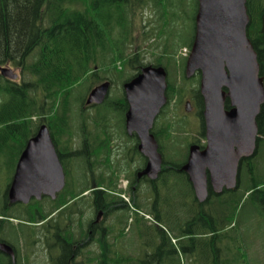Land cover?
I'll use <instances>...</instances> for the list:
<instances>
[{
  "label": "trees",
  "instance_id": "trees-1",
  "mask_svg": "<svg viewBox=\"0 0 264 264\" xmlns=\"http://www.w3.org/2000/svg\"><path fill=\"white\" fill-rule=\"evenodd\" d=\"M196 6V0H0V68L13 67L20 74L16 80L0 74V153L11 155L8 164H13L12 170L41 118L47 121L48 126L58 119L61 126L58 121L55 125L62 131L66 130L63 125L70 119L72 107L79 97L84 100L92 85L107 80L106 77L116 82L123 75L128 80L147 64L163 66L168 72L166 93L169 102L152 129L160 151L165 153V165H168L172 158L167 159L170 151L167 152L166 143L175 141L182 144L185 138L179 133L182 129L187 131L186 123L181 124L175 118V109L181 106L185 96L190 95L201 115L202 100L196 87L197 78H184V58L178 56L181 48H190L193 37V27L190 37L187 34L189 23L183 13L194 7L193 21ZM246 8L249 16L247 35L257 55L259 75L263 76L261 18L264 0H246ZM145 11L149 17L141 20ZM138 16L146 24L140 29L136 24ZM148 26L149 29L146 28ZM139 39L142 42L137 41ZM149 41L151 54L146 58L144 54L147 51L143 46ZM117 64L121 67L118 68ZM110 72L112 75L106 76ZM186 84L190 86L187 88ZM173 100L176 102L171 108ZM119 104L113 114L121 116L127 107L124 99H120ZM99 110L97 117H108L103 116L104 113L99 114ZM256 121L261 138L257 139L258 147L253 157L264 141V103ZM172 163L179 166L177 161ZM256 170L251 161L248 171L253 174ZM262 185L264 181H256L248 192L263 194ZM232 193H224L228 198L222 202L226 205L222 212L221 207L216 213L212 212L211 217L220 224L217 229L221 230L220 234L232 222L228 212ZM221 197H210L207 204L211 205ZM220 215L224 220L218 222ZM211 221L213 223V219ZM205 229H210V237L214 239L216 230L213 226ZM221 237L223 239L225 235ZM177 239L178 235L176 245L170 241L176 251L171 261L180 251ZM229 258L223 264H234Z\"/></svg>",
  "mask_w": 264,
  "mask_h": 264
},
{
  "label": "flooded vegetation",
  "instance_id": "flooded-vegetation-1",
  "mask_svg": "<svg viewBox=\"0 0 264 264\" xmlns=\"http://www.w3.org/2000/svg\"><path fill=\"white\" fill-rule=\"evenodd\" d=\"M106 79L111 87L113 83L116 85L113 80ZM120 88L118 93L114 92L107 102L101 104H87V95L84 100L79 97L71 111V117L76 115L78 120L75 117L66 120L64 131L59 128L60 120L51 121L48 129L62 167L63 187L53 197L42 193L39 199L31 197L27 203L8 204L7 193L4 194L7 198L0 201V264H146L142 255L146 259L152 258L165 249L167 252L171 249V252L161 264L171 263L176 252L169 238V234L173 233L161 228L159 221L170 220L172 215L167 209L159 208L158 201L172 199L175 195L182 201L184 209L190 190L193 200H196L194 192L188 175L181 170L184 162L174 166L169 161L165 165L163 153L161 170L155 178L143 172L148 159L139 151L138 135L126 130V110L121 115V126L113 117L114 121L96 116L98 109L104 108L107 113H113L120 105L119 100L125 101L123 89ZM57 121L59 127L55 125ZM64 132L67 139L63 145L58 139ZM193 138L191 141L188 139L190 145L197 144L201 149L205 146L204 131L199 136L193 134ZM251 158L240 161L237 186L240 184L242 166L249 168ZM74 160L79 162L78 169L74 168ZM181 186H187V192ZM117 189L125 191L126 200L117 195ZM234 190L223 189L217 194L207 177L208 198L203 203H196L201 207L206 206L210 197L218 198ZM218 205L219 201L215 199L210 205L211 209L208 207L209 211L198 213L205 212L212 216ZM187 212L188 209L184 214ZM127 214L155 224V235L149 237L147 249L144 252L138 249L141 252L133 256L127 255L132 250L124 246ZM143 214L149 215L150 220ZM189 222L190 219L176 228L178 248H189L188 238L182 239L179 233L183 227L189 226Z\"/></svg>",
  "mask_w": 264,
  "mask_h": 264
},
{
  "label": "water",
  "instance_id": "water-1",
  "mask_svg": "<svg viewBox=\"0 0 264 264\" xmlns=\"http://www.w3.org/2000/svg\"><path fill=\"white\" fill-rule=\"evenodd\" d=\"M248 24L246 0H197L184 75L189 78L200 73L207 142L202 150L197 145L189 147L181 170L188 175L199 202L207 198V177L215 192L235 188L240 161L250 158L256 148L264 76L259 75L257 55L247 36ZM261 30L264 39V15ZM0 74L12 80L17 77L6 67L0 68ZM166 76L163 67L147 66L123 85L128 104L126 130L138 135L139 151L148 159L143 172L153 178L160 171L161 155L150 130L167 102ZM108 88L109 82H104L92 89L86 103H102ZM226 100L229 109H225ZM190 109L186 102L185 110ZM63 183L62 167L49 132L42 125L18 159L8 190L9 202L27 203L31 197L39 199L42 193L53 197Z\"/></svg>",
  "mask_w": 264,
  "mask_h": 264
},
{
  "label": "rangeland",
  "instance_id": "rangeland-1",
  "mask_svg": "<svg viewBox=\"0 0 264 264\" xmlns=\"http://www.w3.org/2000/svg\"><path fill=\"white\" fill-rule=\"evenodd\" d=\"M192 4L194 5V2H192ZM193 13L194 7H191L190 10H185V13H183L185 21L189 23V27L186 26V31L189 37L192 32V23H194V18L192 21ZM148 14L149 13L145 11L143 17H141V20H146L147 16L149 17ZM137 20L136 24L138 29H140L141 25H146L144 24L145 22L140 21L139 16ZM146 28L149 29V26ZM137 41L142 42L140 39ZM150 42L151 41L145 43L143 46L147 51L144 54L147 56L146 58H149V54H151V48H148ZM182 52L183 51H181V56ZM179 54L180 51L178 52V55ZM120 67L121 66L118 65V68ZM10 68L14 73L20 76L18 69L13 67ZM109 75L111 76L112 72L106 74V76L110 77ZM126 79L127 78L122 75V78L119 80L120 82L116 81V83H121ZM130 79L128 81H130ZM113 85L116 87L115 83H113ZM188 86L190 85L186 84L187 88ZM109 96L111 97V92ZM187 99L189 100L188 95L184 98V101ZM72 109H74V106ZM101 109L104 111L99 110V114L104 113L105 116H108V120L114 121L112 119L113 117L116 119L115 121L117 122V125L121 126L123 122V118L121 116L113 114L112 112L107 113L104 108ZM175 110L176 111L174 112V115L176 119L184 118L186 120L185 123L187 126L191 125L189 131L199 132L201 130L200 115L197 112L198 110L196 107L192 108L190 110L191 112L188 114H186L184 111V104H182L180 107H177ZM75 120H78V118ZM66 135L67 134L64 132L58 139V141L63 145L67 139ZM167 144H169V142H167ZM170 148L169 150L173 152L172 156H175L172 158L173 160L181 162L185 158L186 142L179 149L178 144L175 141H172ZM176 148L179 150L174 151ZM10 156L11 155L6 152L0 153V198L6 191L12 173L13 164L11 162L8 164V158ZM167 157L169 158L168 154ZM251 161L256 165L257 170L251 174L245 165L242 166L240 171V184L229 197L232 199V201L228 212L232 217V222L231 225L227 226L221 234V230L217 231V229L220 227V224L218 225V223L215 222V218L211 217L205 212L198 213L199 211H209L208 207L211 209V206H199L193 200L191 190L188 203L184 209H182V201L175 195L172 199H159V208L163 207L167 209L172 215L170 220L162 219L159 221L161 228L167 229L173 233L172 235L176 236V228L178 226H182L186 220L190 219L189 226L183 227L184 229L179 232L182 236V239L188 238L187 246L190 248V251L189 248L179 247L178 250L180 251H177V254L174 256V260L171 261L170 264H214L215 261L216 264H223L225 262L224 260L228 257H230L229 259H231L234 264H264V193L262 194L258 192L251 194L252 191L248 192V190L252 188V185L256 181H264V141L259 148L258 154L251 158ZM251 161L249 165H251ZM73 165L75 169H78V160H74ZM75 175L78 176L77 173H75ZM76 180L79 179L76 177ZM181 188L185 189L187 192V186H181ZM261 188L264 191V185H262ZM227 198L228 197L224 195L218 199V201L221 202L216 207V211L217 209H220V207L222 209L220 212L226 208V205H223L222 202H224V200ZM166 203L167 205H165ZM186 209H188V212L185 215L184 213ZM220 216L218 217V222L224 220V216ZM129 217H131L130 220ZM211 219H213V223ZM125 223L126 231L124 246L132 250L131 252H127V255L133 256L137 253H140L141 251L144 252L147 249V244L150 242L149 237L155 235V224L152 225L142 218H137L136 216L132 217L128 214L126 215ZM211 225L216 230L215 236L213 235L214 239H211L210 237L212 234L210 233V229H205ZM221 235H225V237L222 239ZM165 242L166 240L163 241L164 244ZM134 248L135 251L133 250ZM182 248L185 249V251H182ZM193 248L196 249L193 250ZM199 249H202V251H199ZM168 252H171V249H168ZM168 252L165 249L162 252H158L152 258L148 257V259H146L144 255L141 257L143 260H146V264H161L167 260ZM214 259L215 261L213 262Z\"/></svg>",
  "mask_w": 264,
  "mask_h": 264
},
{
  "label": "bare ground",
  "instance_id": "bare-ground-1",
  "mask_svg": "<svg viewBox=\"0 0 264 264\" xmlns=\"http://www.w3.org/2000/svg\"><path fill=\"white\" fill-rule=\"evenodd\" d=\"M30 33V32H29ZM30 36V35H29ZM11 81V80H10ZM14 82V81H13ZM13 123V122H12ZM48 124V123H47ZM50 125V124H49ZM50 129V128H49ZM50 131V130H49ZM30 137H32V136H30ZM52 139V138H51ZM57 141V140H56ZM22 151V150H21ZM213 191V190H212ZM7 193V192H6ZM218 194V193H217ZM5 198H7V196L5 197ZM7 201H9V200H7ZM5 204V203H4ZM8 204H10V203H8ZM17 204V203H16ZM18 205H20V203L18 204ZM8 206V205H7ZM14 206V205H13ZM136 212H137V210H136ZM6 215V214H5ZM8 219V218H7ZM3 220H5V219H3ZM9 221V220H8ZM1 246V245H0ZM9 246V245H8ZM11 248V247H10ZM9 248V249H10Z\"/></svg>",
  "mask_w": 264,
  "mask_h": 264
},
{
  "label": "crops",
  "instance_id": "crops-1",
  "mask_svg": "<svg viewBox=\"0 0 264 264\" xmlns=\"http://www.w3.org/2000/svg\"><path fill=\"white\" fill-rule=\"evenodd\" d=\"M213 262H214V260H213Z\"/></svg>",
  "mask_w": 264,
  "mask_h": 264
}]
</instances>
